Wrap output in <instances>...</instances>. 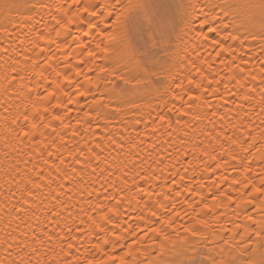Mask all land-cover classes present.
Listing matches in <instances>:
<instances>
[{"label":"snow or ice","instance_id":"obj_1","mask_svg":"<svg viewBox=\"0 0 264 264\" xmlns=\"http://www.w3.org/2000/svg\"><path fill=\"white\" fill-rule=\"evenodd\" d=\"M178 21L188 30L198 22L196 38L210 43L212 60H219L227 72L221 76L207 58L199 65L189 61L187 72L181 62L161 93L151 85L174 39H182L176 33ZM88 37L91 40L84 43ZM117 43L123 45V64L113 59ZM70 49L80 57L74 63L60 59ZM83 65L87 67L82 69ZM73 84L74 93L70 91ZM153 92L157 106L166 109L157 113L159 121H167L172 128L168 117L175 115L176 129L183 133L181 145L192 144L193 152L202 149L216 170L231 168L236 173L239 178L233 180L231 190L220 192L216 185L219 196L211 187L204 195V184H188L173 195L178 187L173 174L171 190L157 193L154 186L151 191L137 187L141 182L151 184L154 176L139 172L140 179L127 185L129 164L136 163L133 159L113 169L127 185V194L125 188L112 195L107 189L101 193L88 214V229L80 225L75 231L71 226L64 231L59 225L51 233L33 229L31 241L21 247L18 258L9 259V244L0 264H264V0H0V106L6 114L15 109L11 124L21 130L22 138L36 142L37 135L44 136V131L51 129L48 135L55 133L61 141L57 144L53 138L43 150L56 149L44 157V164L56 177L49 172L45 184V176L37 172L39 182L28 180L30 187L25 188L17 215L28 211L44 187L56 183L63 190L65 181L79 175L77 166L86 167L93 156L100 160L91 147L86 157L77 149L68 151L70 161L64 158V130L69 127L64 121L71 119L73 95L76 103L85 101L77 113L88 109L83 120H76L81 124L90 122L94 112L99 117L109 108L114 114H140L145 97ZM165 94L170 98L160 104ZM257 95L258 102L252 104ZM223 108L227 111L217 124L216 112ZM54 122L63 126L60 131L53 127ZM129 143L131 155L139 145L131 139ZM123 149L121 137L117 150ZM54 156L56 160L50 164ZM206 168L214 171L210 164ZM108 187L116 188L114 183ZM60 195L62 191L53 199L59 202ZM218 199L227 201L224 207L235 205V219L230 221L231 228L209 233L207 217L223 218L222 213L216 215L221 208ZM133 201L136 207L132 212L122 211L121 205L127 202L131 207ZM4 207L0 205V210ZM59 215L52 214L53 218ZM182 217L184 224L177 225Z\"/></svg>","mask_w":264,"mask_h":264},{"label":"bare ground","instance_id":"obj_2","mask_svg":"<svg viewBox=\"0 0 264 264\" xmlns=\"http://www.w3.org/2000/svg\"><path fill=\"white\" fill-rule=\"evenodd\" d=\"M181 29H183V33H181ZM198 31H200L198 22L192 30H188L184 27L183 22L178 21L176 33L181 34L182 39H174L171 47L168 48L165 63L151 85L153 89L158 88L161 93H164L168 87V76L179 71L181 62L185 65L184 72H187L189 61L194 60L199 65L202 60L207 58L208 62L213 63V70L219 72L221 76L227 72V69L220 65L219 60H212L214 53L210 55V43L204 44L196 38V32ZM89 40H91V37L83 42L87 43ZM93 43L95 42L93 41ZM113 47L116 49L113 53V59L123 64L124 61L120 59L123 45L117 43ZM72 48L76 49L77 46L73 45ZM237 52H240L239 48H237ZM197 56H199V59H196ZM60 59H68L70 63H74L80 57L76 51L70 49L65 51ZM225 59L230 58L225 57ZM249 66L251 67V65ZM85 67L87 65H83L82 69ZM72 71L75 79V69ZM79 79L83 81L82 76ZM155 80H160L162 83L157 84ZM75 87L76 85L73 84L70 91L74 93ZM221 88H223L222 85ZM43 92L44 84L42 83L41 95H43ZM155 96L156 92H153L150 96L145 97L143 101L145 107L140 114L127 112L114 114L109 108L105 109L99 117L94 112L93 119L90 122L77 124L76 120H83L84 112L88 109L84 108L77 113L76 109L85 104V101L81 99L79 103H76L77 97L73 95V102L70 105L73 111L69 113L71 119L64 121L65 124L69 125L64 130L67 141V149L62 150L64 158L70 161L71 157L68 156V151L76 152L77 149H82L86 157L88 148L91 147L96 154H99L100 160L97 161L93 156L91 163L86 167L77 166L79 175H76L74 180L65 181L63 190L58 189L56 183H52L50 187H44L36 193V200L28 207V211L26 213L20 212L19 215H17L16 209L20 208L23 203L22 197L26 196L25 188L30 187L27 181L36 180L39 182L35 175L37 172L45 176V184L48 183L49 172H51L52 177H56L55 171L44 164V157L48 156V152L56 151V149L50 147L47 151L43 150L49 140L55 138L57 144L61 141L55 133L51 136L48 135L51 129L45 130L44 136L37 135L36 142L22 138L20 136L21 130L11 124V120L17 115L15 109L6 114L3 107L0 106V205L5 206L3 210H0V259H5L7 255L5 248L9 244H11L9 259H17V253L20 252L21 247L26 242L31 241L33 229L37 230L38 233L41 231L51 233L57 225L64 231H67L69 226L75 231L77 225H80L82 229H88L90 227L88 214L91 213L92 207L96 204L100 194L107 189L108 194L112 195L114 190L120 188H125V194H127V185H132L134 180L140 179L136 175L137 172L145 175L154 173L151 184L141 182L137 187H144L151 191L152 186H154L157 193L163 189L167 194L171 190L173 174H176L175 179L178 185L172 192L173 195L175 191H184L188 184L197 187L201 183L204 184V195H208L209 187H211L212 192L219 196L216 185H220V192L231 190L230 186L233 180L239 178L236 173L231 168L216 170V164L211 161L210 156L204 155L202 149L193 152L192 144L185 143L181 145L180 141L183 133L176 129L175 115L169 114L168 117L172 121V128L168 127L167 121L160 122L157 113L166 111V109L157 106ZM169 98L170 94H165L159 103L163 104ZM208 99L211 100L210 97ZM258 100L259 96L257 95L252 104H256ZM64 102L67 103V100ZM55 103L56 101L53 100V104ZM149 104L152 105L151 108L147 107ZM250 106L246 105V107ZM21 107L23 106L21 105ZM226 111L227 109L223 108L216 112L215 120L217 124L220 123L219 118ZM60 114L63 115V113ZM6 118L7 123H5ZM137 119L140 121L138 124L136 123ZM205 123H208V121L206 120ZM53 127L60 131L63 126L59 122H54ZM9 129H12V131L9 132ZM121 137H123L124 149L118 151L117 145L121 142ZM130 139L132 143L139 145V147L132 149L131 155L129 154ZM113 141L116 143L114 144ZM97 144H100V148L95 147ZM197 147H199L198 144ZM260 147L261 145H257V148ZM252 151L255 153L256 149ZM42 152L43 155H41ZM186 152L188 153L187 157L185 156ZM85 157H81V159L83 160ZM133 159L136 160V163L135 166L129 164L130 170L126 178L127 185H125L120 178L119 171H113V169H119L123 166V163ZM54 160H56L55 156L52 157L49 163L51 164ZM141 160L143 161L142 164L140 163ZM157 161H162V163H157ZM56 162L58 163V161ZM209 164L214 171L207 170L206 166ZM93 169H95V172H93ZM185 169H187V172H185ZM67 171L70 172L71 169H67ZM101 171H103V176L100 175ZM109 172H113L111 177L108 176ZM181 177H183V180H181ZM105 178H107V182ZM222 181L226 182L221 183ZM113 183L116 188L109 189L108 185ZM51 189H55V191H51ZM50 191L51 195H49ZM60 191H62V195L59 196V202H57L53 197L57 196ZM143 194L141 193V195ZM185 195H187L186 192ZM209 202L211 201L209 200ZM217 203H221V208L216 215L219 216L222 213L223 218L217 221L212 215L207 217L209 233L213 230L219 233L221 227L231 228L233 225L230 221L235 219V205L224 207L223 204L227 201L221 199H218ZM135 207V201H133L131 207L128 206L127 202L121 205L122 211L127 210L128 212H132ZM56 212H59L60 215L53 218L52 214ZM96 215L102 216L103 214L97 213ZM183 224L184 218L182 217L177 221V225ZM209 239H213V237L210 235ZM91 243H95V240H92ZM24 251L27 252L29 249L25 248Z\"/></svg>","mask_w":264,"mask_h":264}]
</instances>
